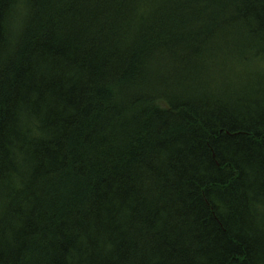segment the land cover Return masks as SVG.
Segmentation results:
<instances>
[{
	"label": "trees",
	"instance_id": "16d2710c",
	"mask_svg": "<svg viewBox=\"0 0 264 264\" xmlns=\"http://www.w3.org/2000/svg\"><path fill=\"white\" fill-rule=\"evenodd\" d=\"M0 264H264V0H0Z\"/></svg>",
	"mask_w": 264,
	"mask_h": 264
}]
</instances>
